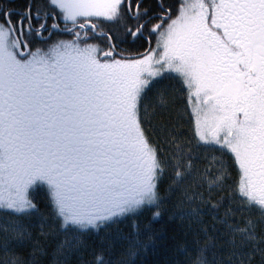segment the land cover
<instances>
[{"label":"snow or ice","instance_id":"1","mask_svg":"<svg viewBox=\"0 0 264 264\" xmlns=\"http://www.w3.org/2000/svg\"><path fill=\"white\" fill-rule=\"evenodd\" d=\"M104 23L122 25L134 40L155 34L156 45L123 56ZM57 32L72 39L29 47L27 37L47 44ZM98 37L106 49L89 42ZM168 73L195 102L194 135L181 141L162 126L173 152L165 160L144 124L148 93ZM200 151L231 153L240 169L220 221L224 232L203 227L204 196L188 192L204 181L211 195L225 182L222 162L214 175H194ZM167 167L173 184L185 186L180 217L204 234L192 264H264V0H180L175 15L162 5L153 14L145 0H46L23 13L0 3V264H25L15 253L32 239L25 218L39 214L41 227L47 223L30 196L36 187H47L54 231L65 235L56 251L66 260L79 233L145 210L159 217ZM245 213L244 226L233 222ZM144 247L137 234L128 255ZM36 252L38 244L33 264Z\"/></svg>","mask_w":264,"mask_h":264}]
</instances>
